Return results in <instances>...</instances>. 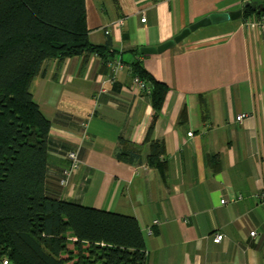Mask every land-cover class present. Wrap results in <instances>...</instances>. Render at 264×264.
I'll list each match as a JSON object with an SVG mask.
<instances>
[{
    "label": "crops",
    "instance_id": "obj_1",
    "mask_svg": "<svg viewBox=\"0 0 264 264\" xmlns=\"http://www.w3.org/2000/svg\"><path fill=\"white\" fill-rule=\"evenodd\" d=\"M246 1L264 12V0H84L88 38L109 40L107 53L48 61L30 81L49 121L45 193L133 216L145 264H264V29L240 16L162 52H138ZM133 60L168 87L152 130L163 142L165 179L146 163L147 143L138 164L114 156L119 139L143 141L153 112L150 92L133 90ZM70 149L79 166L62 185Z\"/></svg>",
    "mask_w": 264,
    "mask_h": 264
},
{
    "label": "trees",
    "instance_id": "obj_2",
    "mask_svg": "<svg viewBox=\"0 0 264 264\" xmlns=\"http://www.w3.org/2000/svg\"><path fill=\"white\" fill-rule=\"evenodd\" d=\"M260 13L248 4L241 16ZM109 46V40H89L84 0H0V255L10 264H145L133 216L44 191L49 121L32 98L30 81L44 73L48 61L103 55ZM128 65L149 86L153 112L143 141L119 139L114 156L138 164L147 143L146 163L165 179L163 142L152 138V130L168 87L138 60Z\"/></svg>",
    "mask_w": 264,
    "mask_h": 264
},
{
    "label": "built area",
    "instance_id": "obj_3",
    "mask_svg": "<svg viewBox=\"0 0 264 264\" xmlns=\"http://www.w3.org/2000/svg\"><path fill=\"white\" fill-rule=\"evenodd\" d=\"M140 21L143 22L144 21V17L140 18ZM243 24L247 27L250 28L251 30L254 31H259L264 29V12L260 13L259 15L255 16H249L248 18L242 19ZM109 65H111L112 69L114 70V72H118L122 69V65L121 62L119 60H114L111 62H108ZM132 86H133V90L140 92V91H146L149 92L150 88L148 85L145 84V82L139 78L137 75H134L132 77ZM244 117V114H239L238 116H236L237 120H241ZM191 132H188L187 135H190ZM66 157L68 159V166L66 168H64L61 171V176H60V184L64 185L67 183L68 181V177L71 175V173H73L79 166V159L77 157V152L75 150H68L66 153ZM260 197H263V193L261 194ZM238 199L240 198V196L237 197ZM221 203H224L225 200H220ZM157 221L154 220L153 224H156ZM148 232H151V228L147 229ZM249 234L251 236L255 235L254 231L249 232ZM222 238L221 234H215L212 237V241L215 243H218ZM0 264H10L8 258L6 255H0Z\"/></svg>",
    "mask_w": 264,
    "mask_h": 264
},
{
    "label": "water",
    "instance_id": "obj_4",
    "mask_svg": "<svg viewBox=\"0 0 264 264\" xmlns=\"http://www.w3.org/2000/svg\"><path fill=\"white\" fill-rule=\"evenodd\" d=\"M254 2L246 1L244 2L243 6H246L248 4H251ZM242 13L241 9L228 11V12H217V13H211L208 16H205L203 18H200L199 20L189 24V26L183 28L177 35H175L173 38L161 43L160 45L156 47H144L141 46L138 49L139 54H150L154 52H162L166 50L168 47L172 46L174 43L179 42L184 37H186L190 32L196 30L199 27L206 26L209 24L219 23L223 21L228 20H234L237 18H240Z\"/></svg>",
    "mask_w": 264,
    "mask_h": 264
}]
</instances>
